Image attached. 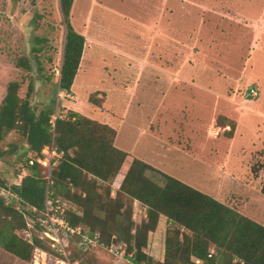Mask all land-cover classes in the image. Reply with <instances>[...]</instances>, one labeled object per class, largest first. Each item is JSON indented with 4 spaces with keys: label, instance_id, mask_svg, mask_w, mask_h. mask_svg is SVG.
<instances>
[{
    "label": "rangeland",
    "instance_id": "1",
    "mask_svg": "<svg viewBox=\"0 0 264 264\" xmlns=\"http://www.w3.org/2000/svg\"><path fill=\"white\" fill-rule=\"evenodd\" d=\"M158 2L162 0L74 1L70 19L88 36V44L68 93L60 87L66 40L60 0H0V105L11 81L21 83L22 97L32 81L31 102L38 113L54 104L56 114L75 110L119 130L118 145L131 157L112 182V197L132 159L146 156L154 163L164 160L170 175L264 225V0H166L173 12L164 20L180 31V45L161 41L152 48L146 27L156 18L151 13ZM200 27L202 44L192 50L197 58L182 63L187 50L181 42ZM22 57L31 61L32 70L16 65ZM251 89L257 97L248 95ZM252 142L263 157L250 151ZM1 146L7 153L0 158V181L20 183L28 173L27 162L36 155L18 131L10 132ZM241 147L246 157L235 167L229 155ZM216 164L227 172L213 171L210 165ZM147 175L165 183L158 171L148 170ZM122 199L137 226L148 220L146 205L127 195ZM123 213L112 218L96 208L95 221L106 230L104 240L110 231L127 237L130 219L128 211ZM174 228L163 215L150 230L148 242L161 250L156 259L165 258L167 231ZM77 244L72 242L75 251ZM45 248H34L30 261L0 248V264H36ZM210 252L216 254L214 246ZM84 257V264H131L111 253L106 243Z\"/></svg>",
    "mask_w": 264,
    "mask_h": 264
},
{
    "label": "trees",
    "instance_id": "2",
    "mask_svg": "<svg viewBox=\"0 0 264 264\" xmlns=\"http://www.w3.org/2000/svg\"><path fill=\"white\" fill-rule=\"evenodd\" d=\"M74 1L60 0L66 25L60 87L68 93L86 43L85 35L75 29L70 19ZM16 65L26 70L33 68L25 57L17 59ZM20 88L19 81H11L0 105V158L7 153L1 143L12 131H18L26 139L36 156L27 162L28 173L20 183L8 186L0 181V186L10 194L0 195V247L27 261L32 259L34 248L48 249L36 235L39 224L28 228V223L43 215L46 195L51 190L55 196L78 206V212L67 210V219L73 226H83L90 236L98 233L100 244L109 245L114 231L104 240L106 230L98 226L99 220L95 221L99 218L96 208L106 210L112 218L114 214L124 215L123 211H128L127 237L116 241L127 242V260L131 264H264L263 224L140 158L132 159L120 180L117 195L112 197L115 183L112 182L118 179L130 155L115 145V129L75 110H69L65 116L56 114L54 104H48L38 113L31 102L34 83L30 82L26 97L19 94ZM92 102L98 104L93 98ZM53 143L64 154L52 168L49 181V174L43 172L45 166L39 159L45 157L44 149ZM148 170L162 173L165 183L150 179ZM261 190L264 194V183ZM123 195L146 205L148 220L137 226L131 220L132 210L123 201ZM162 215L175 228L167 231L165 258L160 261L149 255L146 248L149 232L156 229ZM26 230L33 232V243ZM212 246L215 255L210 252ZM93 247L78 251L72 248L73 260L84 264L85 252Z\"/></svg>",
    "mask_w": 264,
    "mask_h": 264
},
{
    "label": "built area",
    "instance_id": "3",
    "mask_svg": "<svg viewBox=\"0 0 264 264\" xmlns=\"http://www.w3.org/2000/svg\"><path fill=\"white\" fill-rule=\"evenodd\" d=\"M251 97H257L258 92L251 89L248 93ZM45 157L39 159V162L47 167L49 171L48 179L51 181L52 167L61 158L64 152H60L58 147L53 143L44 149ZM33 163V161H31ZM0 195L10 196L8 191L0 186ZM76 207L71 201L66 200L61 196H55L54 192L48 190L46 195L45 208L43 215L37 221L29 222L28 228H34V225L39 224L40 228L36 230L38 238L47 244L48 249H40L44 255L43 260H36V264H79L78 260H73L72 242L76 240L77 245L82 249H87L92 246H97L99 242V234L90 236L83 226H73L70 220L66 217L67 210L76 212ZM147 216V212L144 213ZM27 236L31 243L34 242L33 232L26 230ZM118 236L113 235L112 242L106 245L111 253L127 259V242H118Z\"/></svg>",
    "mask_w": 264,
    "mask_h": 264
},
{
    "label": "crops",
    "instance_id": "4",
    "mask_svg": "<svg viewBox=\"0 0 264 264\" xmlns=\"http://www.w3.org/2000/svg\"><path fill=\"white\" fill-rule=\"evenodd\" d=\"M165 1L166 0H162V2H158V3H156L153 6L154 7V11L151 13V16H154L156 18H154V21H153V24L152 25H147V27H146L147 39H148V43H149L148 46H150V47L152 46V48H154L156 46V44H160L161 41L164 44L167 43L169 45H170V43L172 41L173 42L175 41L177 44L180 45V40H178V38L180 36V31L179 30L178 31L177 30H174L172 28L169 19L168 20H164V18L169 17L171 15V13L173 12V9H171V7H170L169 4L166 5ZM182 1H184V0H182ZM205 8H206V6H205ZM150 11H151V9H150ZM205 21L206 20H204L203 24H205ZM203 28L204 27H200L198 29H195L194 30L195 32L193 34H191V36L189 37V39H185V40H183V42H181L182 45L187 50V53L186 52L185 53H182V63H186V60H187V63H189V60L188 59H190V58H197L196 57V53L194 54V52L192 50L196 49L199 46V44H202L201 41L203 40V35H204ZM195 33H197V35H195ZM85 37H86V43H85V48H86V45L88 44V42H87L88 36L85 35ZM195 62L197 63V60ZM239 130H240V128L238 129V132H239ZM118 137H119V130L116 129L115 145L118 148H120V145H118ZM235 140H236V138L234 137L233 141H235ZM250 145H251L250 146V151L251 152L253 151L252 153L257 154L260 158L263 157V155L261 153L258 154V153H256L254 151L257 146L253 142L250 143ZM120 149H122V148H120ZM122 150H124V149H122ZM260 152H263V150L261 149ZM128 153L130 154L131 152H128ZM129 157H131V154L128 156L127 160L129 159ZM140 157L143 158L142 160H144L148 164L154 166L155 168L161 170L162 172H164L166 174H169V173L166 172V171L169 170V167H168L167 163H165L164 160H161L162 163L160 164V163H158L160 161H157V163H156V161H155V163H154V161H151L150 160V157H146V156H140ZM231 157H233V160H235L234 161V163H235L234 166L235 167L238 166V164L242 162V160L244 159V157H246L245 149L243 147H241V149L238 152H236L234 154V156L233 155H229V159ZM136 158H138V157H136ZM195 160L196 161H199L197 158H195ZM210 168H213V171L220 172L221 174L224 173L225 171L227 172V170H228L227 167H224L222 165L220 167L217 164L216 165H210ZM261 177L262 176H259V178H261ZM261 188H262V185H261ZM261 192H262V190H261ZM0 248H2V247H0ZM2 249H4V248H2ZM7 252H9V251H7ZM146 252L149 255H151V256H153L155 258L156 257V254L159 255L161 253V250L160 249L159 250H156L155 247L152 246V242L150 240V242H148V246L146 248ZM162 254H163V258H164V256H165V250L162 252ZM158 259H160L161 261L164 260V259H161V258H158Z\"/></svg>",
    "mask_w": 264,
    "mask_h": 264
}]
</instances>
